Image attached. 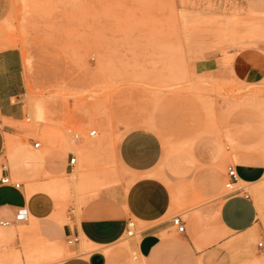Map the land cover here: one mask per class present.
I'll return each mask as SVG.
<instances>
[{
    "label": "rangeland",
    "instance_id": "374dc122",
    "mask_svg": "<svg viewBox=\"0 0 264 264\" xmlns=\"http://www.w3.org/2000/svg\"><path fill=\"white\" fill-rule=\"evenodd\" d=\"M252 6L264 0H4L0 48L21 50L26 87L14 123L23 134L6 135L2 164L40 161L27 193L47 192L63 213L129 184L117 144L137 127L167 147L216 133L231 164H264V71L254 69L264 64V12ZM22 143L35 152L22 154ZM234 188L251 194L257 220L222 264H264V177ZM30 217L0 225L15 234L0 241V264H59L52 251L71 248L62 219L51 217L50 238ZM129 237L121 242L138 262Z\"/></svg>",
    "mask_w": 264,
    "mask_h": 264
},
{
    "label": "crops",
    "instance_id": "0c3cea01",
    "mask_svg": "<svg viewBox=\"0 0 264 264\" xmlns=\"http://www.w3.org/2000/svg\"><path fill=\"white\" fill-rule=\"evenodd\" d=\"M3 5L4 0H0V9ZM254 69L264 71V64ZM25 87L21 50L0 48V221H22L17 216L22 211L26 220L34 216L42 232L54 238L51 217L64 220L58 225L59 236L68 240L78 234L79 241L68 251H52L60 256L59 264H184L191 260L222 264L229 256L228 248L239 244L234 237L254 226L257 206L251 194L242 188L225 194L224 179L228 181L227 169L234 166L237 184L255 183L264 177V164H231L216 133L201 135L190 144L167 147L154 130L133 128L117 144L118 160L129 172L125 176L129 184L104 190L79 210L72 206L67 213L60 212L47 192L28 195L26 182L36 180L40 161L32 163L25 158L13 169L7 157L2 164L6 135L23 134L14 123L25 116L21 100ZM18 145L22 154L35 152L32 143ZM5 176L24 182L20 187L4 184L1 180ZM175 216L182 218L184 232L174 226ZM134 219L136 233L127 241L136 250L138 262L130 260L121 242Z\"/></svg>",
    "mask_w": 264,
    "mask_h": 264
},
{
    "label": "built area",
    "instance_id": "2783aa9c",
    "mask_svg": "<svg viewBox=\"0 0 264 264\" xmlns=\"http://www.w3.org/2000/svg\"><path fill=\"white\" fill-rule=\"evenodd\" d=\"M0 127H1V125H0ZM94 134H95V132H91V135H94ZM79 140H81L80 134L78 132L73 133V141H79ZM35 145H36V147H39L40 142H36ZM76 162H77V158H76L75 154L73 153L72 157L70 158V165L75 166ZM227 173H228L229 179L226 183V187L231 190L230 192H235V191L239 190L240 188H236V189L234 188V186L239 181V176L237 174L235 167L229 166L227 169ZM1 182L4 184H13L16 187H20V185H21L20 182L13 181L10 178V176L3 177ZM21 213H23V212L20 211L17 213L18 219L19 220H26L27 217L25 216V214L21 215ZM8 224H10L9 221H0V225H8ZM173 224L179 232L185 231V224H184V222L180 216H175L173 218ZM135 228H136V223H135V221L131 220L128 224V229H127L128 236L135 235V233H136ZM67 241L70 245H74L76 242L79 241V235L75 234V235L71 236L70 238H68ZM260 245H263V242H261Z\"/></svg>",
    "mask_w": 264,
    "mask_h": 264
},
{
    "label": "bare ground",
    "instance_id": "6f19581e",
    "mask_svg": "<svg viewBox=\"0 0 264 264\" xmlns=\"http://www.w3.org/2000/svg\"><path fill=\"white\" fill-rule=\"evenodd\" d=\"M251 10L255 13V12H264V8H257V7H255V6H252L251 7ZM253 13V14H254ZM251 15V14H250ZM255 15V14H254ZM260 15V14H259ZM263 16V15H262ZM262 16H260V18L262 17ZM255 17H257V16H255ZM258 18V17H257ZM263 18V17H262ZM261 18V19H262ZM264 21V20H263ZM245 25H247V24H245ZM250 31V30H249ZM253 31V30H252ZM10 144V141H9V143H8V145ZM11 149V148H10ZM74 175H76V173L74 174ZM33 191V190H32ZM32 191L30 192V194L29 195H31V193H32ZM53 210V209H52ZM51 212V211H50ZM53 212V211H52ZM54 212H55V210H54ZM57 213V212H56ZM53 214H55V213H53ZM52 214V215H53ZM54 217H58V216H54ZM62 217V216H61ZM66 220V219H65ZM64 221V220H63ZM9 228V227H8ZM8 228H6L7 230H9ZM11 228V227H10ZM5 229V228H4ZM15 236V234H14V232L13 231H7V232H5V231H3V230H0V241H3V240H6L7 239V237L8 238H11V237H14Z\"/></svg>",
    "mask_w": 264,
    "mask_h": 264
},
{
    "label": "snow or ice",
    "instance_id": "6c2138e0",
    "mask_svg": "<svg viewBox=\"0 0 264 264\" xmlns=\"http://www.w3.org/2000/svg\"><path fill=\"white\" fill-rule=\"evenodd\" d=\"M140 131H144L143 129H141ZM148 131H151L150 129H148ZM25 213H21V215H24Z\"/></svg>",
    "mask_w": 264,
    "mask_h": 264
}]
</instances>
